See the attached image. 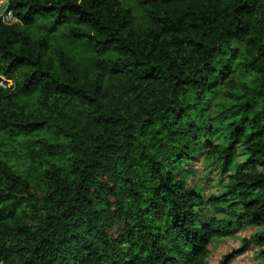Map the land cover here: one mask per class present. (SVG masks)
<instances>
[{"label":"trees","instance_id":"obj_1","mask_svg":"<svg viewBox=\"0 0 264 264\" xmlns=\"http://www.w3.org/2000/svg\"><path fill=\"white\" fill-rule=\"evenodd\" d=\"M1 1L0 264H206L244 224L264 246V0ZM198 154L218 194L174 171Z\"/></svg>","mask_w":264,"mask_h":264},{"label":"rangeland","instance_id":"obj_2","mask_svg":"<svg viewBox=\"0 0 264 264\" xmlns=\"http://www.w3.org/2000/svg\"><path fill=\"white\" fill-rule=\"evenodd\" d=\"M240 161L241 159L238 158L237 162ZM188 169L192 170V174L186 178V189L201 190L204 196L220 192V186L224 183V180H219L216 168L202 159L201 155L194 156L188 164L182 165L174 171L180 175L181 171ZM209 216H211L210 213L208 210H205L201 214L200 219L204 220ZM217 218H221V216H217ZM260 232L261 228L244 224L241 227L232 228L227 237L211 240L207 247L206 264H221L223 256L240 248L243 241L246 240L249 242L244 252L226 264H261L258 253L264 246L255 240V237Z\"/></svg>","mask_w":264,"mask_h":264},{"label":"built area","instance_id":"obj_3","mask_svg":"<svg viewBox=\"0 0 264 264\" xmlns=\"http://www.w3.org/2000/svg\"><path fill=\"white\" fill-rule=\"evenodd\" d=\"M3 1L0 0V22L4 25H10L15 22V18L12 16L10 11H7L2 8L1 5H3ZM7 82L0 81V87L5 88Z\"/></svg>","mask_w":264,"mask_h":264}]
</instances>
